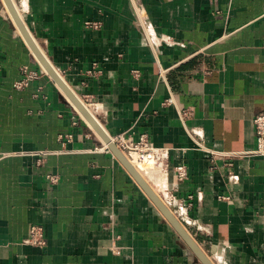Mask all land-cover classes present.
I'll list each match as a JSON object with an SVG mask.
<instances>
[{
	"label": "crops",
	"instance_id": "crops-1",
	"mask_svg": "<svg viewBox=\"0 0 264 264\" xmlns=\"http://www.w3.org/2000/svg\"><path fill=\"white\" fill-rule=\"evenodd\" d=\"M14 2L109 135L165 151L137 168L212 263L264 264V156L240 153L264 111V0H139L154 47L132 0ZM24 65L40 77L18 89ZM104 143L0 1V264H204Z\"/></svg>",
	"mask_w": 264,
	"mask_h": 264
},
{
	"label": "built area",
	"instance_id": "built-area-1",
	"mask_svg": "<svg viewBox=\"0 0 264 264\" xmlns=\"http://www.w3.org/2000/svg\"><path fill=\"white\" fill-rule=\"evenodd\" d=\"M135 4V11L139 17V27L144 35V38L147 40V43L154 47L155 39L157 37V33L148 25L145 15L142 11V5L139 3V0H132ZM90 26L93 27H100L98 22H88ZM22 72L24 74L23 78L16 81L14 86L18 89H22L26 87L31 80L37 79L40 77V71L30 69L27 65L22 67ZM42 72V71H41ZM135 75L138 74V71H134ZM82 100V99H81ZM83 103L91 110L90 102L87 100H82ZM75 110L79 116L82 117L78 109L75 107ZM185 114H189V112H185ZM254 129L257 139V145L254 149H250L248 151H241L240 153L243 155H259L264 156V111L258 114L254 118ZM64 137L71 139V134H66ZM112 141L118 146V148L127 156V158L134 162L135 160H141L146 157L148 154H152L156 158V162L159 163L162 167L164 166V157L165 151L157 147L148 137L146 133H143L139 136L138 139L133 137V134L123 132L119 133L115 136H111ZM103 150L109 151V146L104 143ZM43 154L51 153V151H39ZM228 154L226 153V156ZM134 164V163H133ZM232 165V163H230ZM178 179L183 180L187 178L188 173L186 166L184 164H179L175 167ZM48 180L56 184L59 182V175L50 173L47 175ZM27 243L38 245L40 247H44L47 245V238L45 235V229L42 225L34 224L31 226L30 231L25 238ZM115 253H120L119 247H114Z\"/></svg>",
	"mask_w": 264,
	"mask_h": 264
},
{
	"label": "water",
	"instance_id": "water-1",
	"mask_svg": "<svg viewBox=\"0 0 264 264\" xmlns=\"http://www.w3.org/2000/svg\"><path fill=\"white\" fill-rule=\"evenodd\" d=\"M7 6L11 16L16 22L18 28L20 29L22 35L26 39L30 48L36 55L40 64L45 68L47 73L56 81L63 93L68 97L72 104L78 109L80 114L86 119V121L93 127V129L104 139V142L109 146V148L114 152L116 157L123 163V165L128 169V171L134 176L138 183L143 187L146 193L166 216L173 227L179 232V234L184 238V240L190 245V247L197 253V255L202 259L204 264H213L212 261L204 254L202 249L199 247L194 238L185 229L182 223L170 210V208L164 203V201L159 197L152 186L143 177L141 172L136 168V166L127 158V156L118 148V146L112 141L110 135L105 131L101 123L94 116V114L89 110V108L83 103L75 91L66 83L64 78L52 65L46 55L42 52L35 39L31 35L29 29L27 28L24 20L20 16L17 8L14 5L13 0H3Z\"/></svg>",
	"mask_w": 264,
	"mask_h": 264
},
{
	"label": "bare ground",
	"instance_id": "bare-ground-1",
	"mask_svg": "<svg viewBox=\"0 0 264 264\" xmlns=\"http://www.w3.org/2000/svg\"><path fill=\"white\" fill-rule=\"evenodd\" d=\"M13 2H14V0H13ZM14 5H15V7H16V4H15V2H14ZM17 8V7H16ZM18 10V9H17ZM19 12V11H18ZM20 14V13H19ZM21 16V15H20ZM155 156L154 155H152V154H148V155H146V157L145 158H143V159H141V160H135L134 162H132V163H134L135 165H136V168L138 167V168H140V169H149L150 167V165H152V164H154L155 163ZM158 166L162 169V166L161 165H159V163H158ZM154 167V166H153ZM137 168V169H138ZM152 168V167H151ZM139 170V169H138ZM140 171V170H139ZM152 171V170H151ZM155 172V171H154Z\"/></svg>",
	"mask_w": 264,
	"mask_h": 264
},
{
	"label": "rangeland",
	"instance_id": "rangeland-1",
	"mask_svg": "<svg viewBox=\"0 0 264 264\" xmlns=\"http://www.w3.org/2000/svg\"><path fill=\"white\" fill-rule=\"evenodd\" d=\"M0 1H2V0H0ZM153 166H154L153 164H152V165H150V166H149V167H150L149 169H154V168H153ZM151 167H152V168H151ZM157 168H160V167H159V166H157Z\"/></svg>",
	"mask_w": 264,
	"mask_h": 264
}]
</instances>
